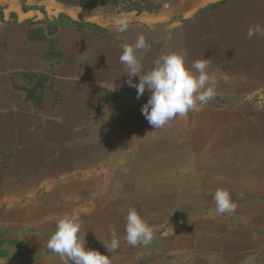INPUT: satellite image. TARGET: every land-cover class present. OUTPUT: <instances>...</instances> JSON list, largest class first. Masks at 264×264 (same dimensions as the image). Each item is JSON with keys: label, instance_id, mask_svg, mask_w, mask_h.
Masks as SVG:
<instances>
[{"label": "crops", "instance_id": "0c3cea01", "mask_svg": "<svg viewBox=\"0 0 264 264\" xmlns=\"http://www.w3.org/2000/svg\"><path fill=\"white\" fill-rule=\"evenodd\" d=\"M212 1L187 0L182 9L173 8V4L156 11L95 15L88 21L104 28V45L97 41L95 29L88 30V41L72 44L71 63H65L64 54H47V40L30 38L29 25H19L32 19L34 11L5 9L0 20V264H64L47 248V241L57 221L65 216L78 217V235L85 239V247L103 251L111 264H201L203 259L207 264L209 259L226 260L219 255V249L213 252L215 245L208 240L213 233L226 236L230 231L240 234V241L247 233L249 256L255 259L258 255L264 260V244L253 243L257 230H233L229 222L223 221L233 217L231 213L217 217L216 223L209 221L207 213L199 230L205 235V244L189 242L185 237L193 230L190 207L184 205L185 209L180 210L183 216L177 222L176 204H187L186 194L179 201L169 190L161 195L155 180L157 169H149L139 160L114 166L109 157L121 153L142 156L143 160L145 156L159 159L161 155H214L217 151L221 160L209 168L212 174L206 176L203 187L213 186L210 179H215L217 189L240 198L232 199L235 203L243 200L255 204L257 195H264V163L236 162L231 156L240 155L239 150L226 147L224 141L232 131L241 137V123L255 127L261 121L263 104L259 94L264 83L256 75L257 65L264 59V35L247 39L249 86L243 98L240 67L238 72L226 68L225 59L231 54L198 51L197 28L206 18L193 17L185 28L178 26L179 14L185 18L187 11L194 16ZM229 8L238 27L264 25V0H223V16L218 18L224 19ZM216 19L212 14L210 20ZM121 21H127L124 32L119 30ZM140 34L149 45L148 50L136 53L143 72L150 71L155 60L166 53L182 55L189 68L195 60L205 58L207 71L216 81V94L225 97L236 91L240 102L247 99L246 104H240L250 109L247 119L243 109L231 112L230 103L219 106L217 123L221 129L216 137L222 146L198 150L178 145L175 128L168 127V133L162 135L159 128L145 129L148 121L141 109L150 92L145 89L137 98L136 89L127 83V67L119 59L122 46L134 44ZM240 57L241 54H232V58ZM33 73L40 75L39 82L27 78ZM131 79L139 83V76ZM189 131L181 137L191 142L192 128ZM252 135L262 141L264 151V132ZM113 139H121V146L114 145ZM241 186L249 192L236 193ZM132 208L153 231L147 245L131 246L126 242V215ZM113 230L120 243L110 253L105 244L110 243Z\"/></svg>", "mask_w": 264, "mask_h": 264}, {"label": "rangeland", "instance_id": "374dc122", "mask_svg": "<svg viewBox=\"0 0 264 264\" xmlns=\"http://www.w3.org/2000/svg\"><path fill=\"white\" fill-rule=\"evenodd\" d=\"M222 1L223 0L212 1L209 5L202 7V9H200V11L194 16L188 15L187 11L185 12L187 15L185 18L182 17V14H179L178 17L181 22L178 26L185 28V25L189 23L193 17L202 16L207 19H205L203 23L199 24V27L197 28L198 32L196 33V37L198 38L197 41H199L198 51H204L205 54H231L229 59H225L226 68H230L238 72L237 68L238 66L240 67L241 74L238 77L242 79L241 84L244 85L242 87H244L243 89L245 91V93L242 94V97L245 98L247 97L250 71V61L247 56L248 28L247 26L238 27L235 24V21L232 18L231 8L224 13V19L218 18V16H223ZM89 2L93 3H69L63 0H1L0 20H2L7 7H10V10L19 8L21 10L34 11L35 15L32 16V19L25 20L19 25L22 27L29 25L27 33L30 38H45L47 40V54H64L62 57L65 63H71L74 61L72 58V44L80 41H88V30L95 29L97 41L104 45V28L88 21L90 19H94L93 16L105 14L112 15L124 11H156L158 9L165 8V0H90ZM186 2L187 0H167V3L169 4L168 8H171V6L175 4V6L172 7H177V9L180 7L181 9L184 8V4ZM212 14H214V17L216 15L217 19L215 21L210 20L212 18ZM76 31L80 33H76ZM82 52H85V50L82 49ZM232 54H241V57L239 59L232 58ZM263 60L264 59H262V63L260 65H257L256 75V78H258L257 80L262 83H264ZM232 70H230V72ZM27 78L31 81L37 79L36 81L39 82L41 77L40 75L33 73L27 75ZM259 95H261L260 98L263 104L261 107L263 115L259 117L261 121H258L255 127H250V123L248 122L241 123L239 130H241V132L244 131L241 134V137H236V133L232 131V137L230 136L229 139L226 138L224 140L226 147L232 149L236 148L239 150L238 152H240V155L231 156V158H235V161L240 162L241 164L254 162L264 163L262 141L252 135V132L255 131L264 132V90H261ZM235 97H237V99ZM238 98L240 99L236 91L234 94H230L225 97L216 94L215 98L210 100L206 105L198 106L196 110L190 111L187 115L176 116L170 120L164 127L159 128L160 134H167L168 127L172 129L175 128L173 133L177 136L176 140L178 141V145L193 146L198 150L202 147L217 149L222 146L216 137L221 129L217 123L219 118V106H222L224 103H230L231 106L229 109L231 112H241L240 110L243 109L246 119L248 117V111L250 109L248 107L242 108L240 105L246 104L245 100L247 99L240 102ZM102 112L103 110H101L100 113ZM146 128H151V125L148 122L145 124V129ZM191 128L193 131V139L191 142L189 139H182L181 135L184 134V132L186 134L189 133ZM230 130H232V128H230ZM206 136L210 137L209 141L204 138ZM126 142L129 143L127 146L131 145L129 141L126 140ZM113 143L114 145H120L121 139H113ZM133 145L135 146L136 142H134ZM109 157H111V161H113L114 166H119L123 163L125 165L131 164L132 162L139 160L140 162H144V164L148 165L149 169H157L155 172V180L158 183L161 195L166 194L167 190H169L171 194H176L177 200L179 201L181 197L186 194V198L188 200L187 204L177 202L176 206L178 207V223L180 222L179 219L183 216V212L180 210L185 209L183 208L184 205L191 208L193 216L190 218L193 221V230H191V233L186 234L185 237L186 240H189V242L194 244H205V235L200 234L199 230H202L201 226L207 219V213L209 215V221L212 223H216L217 217L231 213L233 217L230 219L226 218L223 220V218L220 220L229 222L231 225L228 226L233 230L234 228L239 227L244 229L254 227L257 230L258 235L255 242L253 240V243L261 245L264 244V195H257L258 198L255 204L254 202L240 200L236 203V208L233 211L235 213L230 212L219 214L216 211V204L213 199L214 193L217 190L215 183L216 180L210 179V184H213V186H202L204 180H207L206 176L208 174H212L211 171H209V168L215 166L216 163L221 160V158H219L221 156H218L217 151L214 155H206L202 153L177 154L171 157L161 155L159 159H150V157L145 156L143 160L142 156L121 153H115ZM241 187L242 188L235 189V192L242 194L249 192L248 188L244 190V187ZM258 189L259 188H257V190ZM244 198L245 197H243V199ZM232 199L238 200L240 198L233 196ZM163 204L164 203L161 205ZM253 209H256L254 210L256 211V215L252 213ZM188 210L190 209H187V211ZM235 215L237 216L236 218ZM194 227L197 229H194ZM232 232L233 231L228 232L226 236H218L214 233L209 236V244L215 245L213 247V252H215V249H219V255H222L223 258L225 257L227 259H209L207 264H264L263 258H259L258 255L255 259H252V257L249 256L250 247L248 234L245 233V240L240 241V234H234ZM101 253L105 254L103 251ZM200 263L205 264L204 259L203 262Z\"/></svg>", "mask_w": 264, "mask_h": 264}, {"label": "clouds", "instance_id": "9594fccd", "mask_svg": "<svg viewBox=\"0 0 264 264\" xmlns=\"http://www.w3.org/2000/svg\"><path fill=\"white\" fill-rule=\"evenodd\" d=\"M164 7H169L167 0ZM127 21H121L119 30L127 29ZM264 35V25L249 26L247 37ZM149 45L143 34L138 35L134 44H124L119 59L126 65L130 87L136 89L139 99L147 89L150 97L142 106V115L155 128L164 127L176 116H185L198 106L206 105L216 96V81L207 71L208 59H197L189 68L184 57L171 52L161 55L154 62V67L143 72V65L136 53L148 50ZM193 69L195 71H193ZM139 76V83L131 77ZM147 134V133H146ZM213 199L219 214L233 212L236 203L227 190L217 189ZM81 224L76 216H65L57 221L56 230L47 241V248L56 253L64 264H111L109 255L85 247V239L78 235ZM126 242L131 246L147 245L153 239L151 227L142 219L134 208L126 215ZM119 238L113 230L110 243L105 244L108 252L113 253L119 247Z\"/></svg>", "mask_w": 264, "mask_h": 264}, {"label": "trees", "instance_id": "16d2710c", "mask_svg": "<svg viewBox=\"0 0 264 264\" xmlns=\"http://www.w3.org/2000/svg\"><path fill=\"white\" fill-rule=\"evenodd\" d=\"M63 1L69 2V3H83V2L93 3V2H89L90 0H63Z\"/></svg>", "mask_w": 264, "mask_h": 264}]
</instances>
